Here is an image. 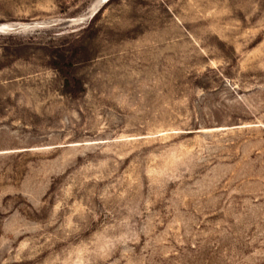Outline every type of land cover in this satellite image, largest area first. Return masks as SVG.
<instances>
[{
	"label": "rangeland",
	"instance_id": "obj_1",
	"mask_svg": "<svg viewBox=\"0 0 264 264\" xmlns=\"http://www.w3.org/2000/svg\"><path fill=\"white\" fill-rule=\"evenodd\" d=\"M95 1L0 0V264H264V0Z\"/></svg>",
	"mask_w": 264,
	"mask_h": 264
},
{
	"label": "bare ground",
	"instance_id": "obj_2",
	"mask_svg": "<svg viewBox=\"0 0 264 264\" xmlns=\"http://www.w3.org/2000/svg\"><path fill=\"white\" fill-rule=\"evenodd\" d=\"M103 2H105V0H96L93 4H92V6H91V8H89L90 10L88 11V15L91 13V14H93L96 10H97V7L99 6V5H101ZM87 15V14H86Z\"/></svg>",
	"mask_w": 264,
	"mask_h": 264
},
{
	"label": "water",
	"instance_id": "obj_3",
	"mask_svg": "<svg viewBox=\"0 0 264 264\" xmlns=\"http://www.w3.org/2000/svg\"><path fill=\"white\" fill-rule=\"evenodd\" d=\"M91 14V13H90Z\"/></svg>",
	"mask_w": 264,
	"mask_h": 264
}]
</instances>
